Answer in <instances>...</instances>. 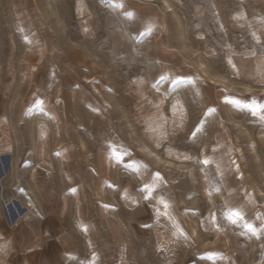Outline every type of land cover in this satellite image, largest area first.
<instances>
[{
	"label": "rangeland",
	"instance_id": "1",
	"mask_svg": "<svg viewBox=\"0 0 264 264\" xmlns=\"http://www.w3.org/2000/svg\"><path fill=\"white\" fill-rule=\"evenodd\" d=\"M243 105H264V0H0V130L14 142L0 150V264H264V231L244 227L264 229V110ZM53 115L78 138L76 200ZM103 124L111 134L94 132ZM111 136L115 155L104 151ZM223 138L228 173L216 164ZM105 155L119 157L109 175ZM140 177L138 201L125 204L119 180ZM104 181L117 234L103 218Z\"/></svg>",
	"mask_w": 264,
	"mask_h": 264
},
{
	"label": "crops",
	"instance_id": "2",
	"mask_svg": "<svg viewBox=\"0 0 264 264\" xmlns=\"http://www.w3.org/2000/svg\"><path fill=\"white\" fill-rule=\"evenodd\" d=\"M90 16H88V14H87L86 15L87 21L85 20V22L82 23L83 30H85L88 33H90V29L93 27L92 18H89ZM55 93H56V95H58L60 93V90L59 91H55ZM70 95H71L70 99L72 101L75 98V94L71 92ZM105 102H107V101H105ZM62 103L64 104L62 111H63L64 114L68 115L69 113L67 112V105H66V103L64 101ZM43 106H39L38 111H41L42 109H44L45 105L43 104ZM54 111H56L58 113V115L60 116V118L62 120V123L65 124V121L62 119V117L60 115L59 109H57L55 107ZM68 117H69L68 118V122H69L72 119L71 117H73V116L69 115ZM54 119H55V116H54ZM54 121L56 122V124H55L56 125V129H55V133L54 134H55V138H57V141H58V143L56 144V148H57L58 153H59L58 154L59 163L63 167V169H64V171H65V173L67 175V178L69 180V185L71 186V189L73 191V195L75 197L76 196L75 193H76V190L78 188V184L76 182V178H77L76 159H77V139L78 138L74 137V135L71 136L70 132H67L66 125L62 128L61 132H59L56 119ZM103 125L104 126H100L99 128L95 129L94 132L96 133L98 131H100V132L105 131V133H107L109 131V133H110V130H108L107 126L105 124H103ZM39 129H42V127L40 126ZM45 131L46 130L43 129V134L45 133ZM68 133L70 135L69 137L71 139V144L70 143L69 144H65V134H68ZM3 134L9 135V137H4V136H2ZM80 138L84 141V138L82 136ZM112 138H113L112 136L105 138V142H103V145L105 147L104 151L105 152L111 151L112 153L114 151L120 152V150H121L120 147L116 144L117 142L113 141ZM12 139H13V136L11 135V133L9 131H7V129L2 128L0 130V150L2 149V147L3 148L9 147L10 150L14 151V142H13ZM145 139L153 143V141H151L146 136H145ZM113 143H114V145H113ZM141 145L145 146L143 144H140V146ZM195 153L197 154V152H195ZM66 154H67V157H66ZM197 157H198V155H197ZM108 158H109V156L105 155V162H104V166H103V169H102V172H101L102 174L107 173V175H109L111 173V168L112 167L116 168L118 166V163H117L116 166L110 165ZM145 158H146V160L148 162H150L149 158L146 155H145ZM137 161H138V159H137ZM95 167H96V163H95ZM137 167L139 168V163H138ZM85 169H86V167H85ZM86 173H88L87 169H86ZM92 173H94V177L89 179V185H88V189H90V190H93L92 184H93L94 179L96 181V179H98V177H99L98 170L96 171L95 169H92ZM97 173H98V176H97ZM79 175H80V173H79ZM106 182L107 181H104V182L100 183L101 199L105 203V210L107 212L106 215L103 216V218L105 219V222L108 224V226L111 229H115V233L117 234V233H119V230H118L119 228L117 226V223H115L114 221L110 220L109 217H108V215H109V211L108 210L111 207H108V204L104 200L105 193H106V187H105V183ZM119 182L121 183V187H122L121 191H120V198L123 199L124 203L127 204V205H131V204H133V202H137L138 201V194L136 192L135 185H137L138 182L139 183L142 182L141 177L139 178V180L136 181V183H134V181H132L131 179L129 181L119 180ZM161 190H163V189H161ZM149 196L150 195H148L146 198H148ZM75 200H76V197H75ZM88 215L89 214H87V216ZM87 216L85 215V220L82 223L79 222V224H80L83 232L90 237L89 240H88L89 241V245H93L92 226L87 223L86 219H89V217H87ZM116 216L117 215L114 213V218H116ZM94 227H95V225H94ZM94 251H96V250L94 249Z\"/></svg>",
	"mask_w": 264,
	"mask_h": 264
},
{
	"label": "bare ground",
	"instance_id": "3",
	"mask_svg": "<svg viewBox=\"0 0 264 264\" xmlns=\"http://www.w3.org/2000/svg\"><path fill=\"white\" fill-rule=\"evenodd\" d=\"M43 58H44V55H42L40 58H39V62H41L42 60H43ZM203 67V66H202ZM161 117H164V116H161ZM158 118V119H157ZM157 118H153V120H151L149 123H148V132H147V134H148V137L150 138V139H154V137L153 136H155V137H157V138H159L160 139V131H159V126H157V121H159L160 120V118L159 117H157ZM58 131L59 132H61L60 131V129H58ZM245 132H247L246 131V129H245ZM249 135V134H248ZM45 136V133L43 134V137ZM250 137V136H249ZM228 138V137H227ZM227 138H223L222 140H219L218 141V143L215 145V148H223V150H224V152H225V154H226V156H224L221 152L217 155V157L218 158H216V159H219L217 162H216V164H217V168H218V171H219V173H228L229 171H230V164H229V162H228V159H226V157H227V155H228V153H227V151H226V149H224V146H226L227 144H228V142H229V140L227 139ZM154 142H156L155 141V139L153 140ZM231 141V140H230ZM231 143L232 144H234V142H232L231 141ZM139 147H141V151L144 153V152H148V155H153L154 153H152V151L148 148V147H146V146H139ZM210 149H211V147L208 145V143H204L201 147H200V149H199V158H200V160H201V165H202V168H203V173H205V175H206V177H207V187L211 184V182H210V179H209V176H208V173H209V171H208V164L206 165L205 163H203V161H205V160H208V161H210ZM249 150L252 152L251 154H253L254 155V158L256 159V160H259L260 161V163H263V162H261V160L262 159H259V156H258V152H257V149H256V147L255 146H252L251 148H249ZM243 149L241 148V147H235V153H234V161L235 162H237L238 160L240 161V160H243L244 159V153H243ZM145 154V153H144ZM147 155V154H146ZM155 155V154H154ZM219 156H220V158H219ZM148 157V156H147ZM155 157H156V160H158V161H160V162H163L164 160L160 157V156H158V155H155ZM119 158L118 157H115V156H111V162H112V164L114 165V164H117V160H118ZM165 163H168V164H170V166H171V164H173L172 162H168V161H164ZM163 162V163H164ZM164 163V164H165ZM233 163V162H232ZM231 163V164H232ZM258 163V162H257ZM161 164V163H160ZM167 164V165H168ZM262 164H260V166H261ZM173 166H175L177 169H179V171L180 172H182V173H193V169L191 168V167H189V166H186V165H183V164H173ZM264 166V165H263ZM174 168V167H173ZM264 169V168H263ZM224 196V195H223Z\"/></svg>",
	"mask_w": 264,
	"mask_h": 264
},
{
	"label": "snow or ice",
	"instance_id": "4",
	"mask_svg": "<svg viewBox=\"0 0 264 264\" xmlns=\"http://www.w3.org/2000/svg\"><path fill=\"white\" fill-rule=\"evenodd\" d=\"M236 103H239L238 101ZM243 107L249 108L250 111H252L253 115H255L258 111L264 110V105H257L253 107L252 105H243ZM264 118V117H262ZM206 165L209 163L208 160L203 161ZM157 178H159V174H157ZM167 207V205L165 204ZM226 218L231 222V223H236L237 220H242V214L239 211H230L229 213L226 214ZM244 227L251 232L253 235H259V231H264V229L258 230L257 228L254 227V225L250 223H245Z\"/></svg>",
	"mask_w": 264,
	"mask_h": 264
}]
</instances>
